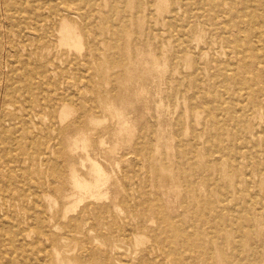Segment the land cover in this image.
<instances>
[{
    "label": "rangeland",
    "instance_id": "obj_1",
    "mask_svg": "<svg viewBox=\"0 0 264 264\" xmlns=\"http://www.w3.org/2000/svg\"><path fill=\"white\" fill-rule=\"evenodd\" d=\"M263 145L264 0H0V264H264Z\"/></svg>",
    "mask_w": 264,
    "mask_h": 264
},
{
    "label": "bare ground",
    "instance_id": "obj_2",
    "mask_svg": "<svg viewBox=\"0 0 264 264\" xmlns=\"http://www.w3.org/2000/svg\"><path fill=\"white\" fill-rule=\"evenodd\" d=\"M59 3V2H58ZM57 3V4H58ZM61 5V4H60ZM60 5H58V6H60ZM21 14V13H20ZM24 17H25V15H24ZM85 23V22H84ZM41 24V23H40ZM53 24V23H52ZM85 25V24H84ZM86 29V28H85ZM9 32V31H8ZM39 33V32H38ZM96 35V34H95ZM96 37V36H95ZM63 38L65 39V40H68L69 38H70V34L68 33V32H64L63 33ZM98 47V46H97ZM99 51V50H98ZM95 55V54H94ZM87 57V56H86ZM12 60V59H11ZM87 62V61H86ZM229 62V61H228ZM12 63L14 64V60L12 61ZM32 63V62H31ZM17 65V64H16ZM32 65V64H31ZM229 68V67H228ZM32 69H33V67H32ZM6 70V69H5ZM12 70V69H11ZM9 72V71H8ZM33 72V71H32ZM230 72H231V70H230ZM10 73V72H9ZM11 81H13V80H11ZM42 81V80H41ZM9 82V81H8ZM11 83V82H10ZM33 84H35V81H34V83ZM8 88V87H7ZM11 89H12V87H11ZM15 89H16V87H15ZM19 89V88H18ZM13 91H14V89H13ZM11 92H12V90H11ZM13 93V92H12ZM59 94V93H58ZM223 98H225V97H223ZM29 99V98H28ZM261 99V98H260ZM14 100V99H13ZM42 101V100H41ZM3 108V107H2ZM235 108V107H234ZM257 108V107H256ZM238 112H236L235 114H237ZM16 115V114H15ZM199 119V118H198ZM80 120V119H79ZM34 122V121H33ZM125 124V123H124ZM123 124V125H124ZM35 128V127H34ZM33 128V129H34ZM36 135V134H35ZM34 135V136H35ZM38 136H39V134H37ZM6 136V135H5ZM36 137V136H35ZM34 137V138H35ZM38 138V137H37ZM46 138V137H45ZM33 140V139H32ZM46 140V139H45ZM34 141V140H33ZM55 141V140H54ZM30 146V145H29ZM237 146V145H236ZM264 146V145H263ZM46 148V147H45ZM236 148V147H235ZM236 151V150H235ZM39 157V156H38ZM258 158V157H257ZM240 159V158H239ZM241 160V159H240ZM240 160H238V161H240ZM49 162V160H47V158L45 157V159H44V162ZM21 162H22V160H21ZM20 162V163H21ZM38 162H40V159H39V161ZM89 162V161H88ZM14 163V162H13ZM52 163H54V165L55 166H57L58 164L57 163H59V160H57V158H56V160H54ZM240 163V162H239ZM249 163V162H248ZM251 163V162H250ZM260 164V163H259ZM7 167H8V164H7ZM6 167V168H7ZM20 168V167H19ZM237 168V167H236ZM235 168V169H236ZM256 168V167H255ZM18 168H16V170H17ZM21 169V168H20ZM28 169V168H27ZM264 171H262V173H263ZM19 173H20V170H19ZM69 179H70V181H71V184H72V186H73V190H74V196L79 200V202H81V201H83V200H85V199H90V200H100V199H102V197L104 196V194H103V192H102V190H103V188L105 187V185L108 183V180L106 179V178H104V175H103V171L101 170V168H99L98 166H96L95 164H92L91 165V168H90V170H89V173H88V176H89V178L87 179V180H85V179H81L78 175H77V173H76V171H75V169L73 168V167H71L70 169H69ZM46 174V173H45ZM56 174H61V170H58V168H57V170H54V175H56ZM20 175H21V173H20ZM23 175V174H22ZM16 177H18V176H15V178ZM25 176L23 175V178H24ZM10 178V177H9ZM46 178V177H45ZM10 180V179H9ZM22 180V179H21ZM20 180V181H21ZM27 180V179H26ZM25 180V181H26ZM8 181V180H7ZM45 181H47V179L45 180ZM259 181V180H258ZM24 182V181H23ZM10 183H11V180H10ZM18 183H19V179H18ZM18 183H17V185H18ZM21 183H22V181H21ZM30 183H32V182H30ZM47 183V182H46ZM11 185V184H10ZM24 185V184H23ZM21 186H22V184H21ZM24 186H27V185H24ZM6 187V186H5ZM13 187V186H12ZM12 187H10V188H12ZM7 188V187H6ZM21 188V187H20ZM19 188V190H21ZM29 188H30V186H29ZM13 189V188H12ZM24 189V188H23ZM27 189H28V187H27ZM30 190V189H29ZM14 191V190H13ZM12 191V192H13ZM37 191H38V189H37ZM2 192V191H1ZM26 192V191H25ZM25 192H24V194H25ZM4 193V192H3ZM30 193V192H29ZM28 193V194H29ZM38 193V192H37ZM6 194V193H5ZM31 194V193H30ZM73 194V193H72ZM35 195H37V194H35ZM10 198H11V196H10ZM21 199V198H20ZM35 203V202H34ZM250 203V202H249ZM23 204H26L25 202L23 203ZM36 207V206H35ZM37 209V208H36ZM235 211V210H234ZM245 211V210H244ZM71 212V211H70ZM29 213V212H28ZM41 213H43V212H41ZM5 214V213H4ZM3 214V215H4ZM31 214H32V211H31ZM45 214V213H44ZM51 215V214H50ZM68 215V214H67ZM6 216V215H5ZM9 216V215H8ZM7 216V217H8ZM45 216V215H44ZM41 217H43V216H41ZM4 218V217H3ZM6 219H8V218H6ZM5 220V219H4ZM30 220H32V219H30ZM41 220V219H40ZM1 221H2V219H1ZM8 221V220H7ZM27 221H28V216H27ZM26 221V222H27ZM33 221H35V219H33ZM46 221V220H45ZM3 222V221H2ZM30 222V221H29ZM1 223V222H0ZM8 223V222H7ZM34 223V222H33ZM27 224H28V222H27ZM39 224H40V222H39ZM1 225V224H0ZM5 225V224H4ZM4 225H3V223H2V225L1 226H3V229H7V228H4ZM0 226V227H1ZM7 226V225H6ZM87 226V225H86ZM16 227V226H15ZM9 228V227H8ZM10 228H12L11 226H10ZM27 228H28V226H27ZM56 228V227H55ZM13 230V229H12ZM11 230V231H12ZM31 230H33V229H31ZM35 230V229H34ZM26 231V235H27V231H28V229L27 230H25ZM42 231H44V230H42ZM8 232H9V230H8ZM33 232V231H32ZM5 233V232H4ZM11 233V232H10ZM22 234V233H21ZM41 236V235H40ZM5 237V236H4ZM37 237V236H36ZM8 238V237H7ZM10 239V238H9ZM22 240V239H21ZM8 243V242H7ZM94 243V242H93ZM43 245H44V242H43ZM116 245V244H115ZM150 245V244H149ZM10 247V246H9ZM32 247V246H31ZM33 247H35V246H33ZM32 247V248H33ZM31 248V249H32ZM48 248H50L49 246H48ZM35 249V248H34ZM40 249V248H39ZM42 249H43V247H42ZM37 250V249H36ZM46 250V249H45ZM119 250V249H118ZM135 250V249H134ZM14 251V250H13ZM32 251H34V250H32ZM37 251H39V250H37ZM42 251H44V250H42ZM129 251V250H128ZM29 252V251H28ZM27 252V253H28ZM31 252V251H30ZM36 252V251H35ZM37 253H39V252H37ZM44 253V252H43ZM47 253V252H46ZM48 253H49V251H48ZM154 253V252H153ZM31 255H32V252L30 253ZM42 254V253H41ZM127 254V253H126ZM28 255H29V253H28ZM51 255V254H50ZM56 255V254H55ZM130 255V254H129ZM39 256V255H38ZM43 256H44V254H43ZM11 257V256H10ZM49 257V256H48ZM57 258H58V256H56ZM18 258H19V256H18ZM36 260H37V258H36ZM32 262V261H31ZM33 262H34V260H33ZM36 262H38V261H36ZM43 261H41V263H42ZM20 263H22V262H20ZM57 263H58V261H57ZM24 264V263H23ZM33 264H35V263H33ZM43 264V263H42ZM45 264V263H44Z\"/></svg>",
    "mask_w": 264,
    "mask_h": 264
}]
</instances>
